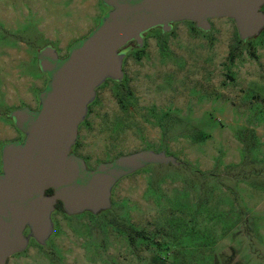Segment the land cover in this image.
<instances>
[{
  "label": "rangeland",
  "instance_id": "374dc122",
  "mask_svg": "<svg viewBox=\"0 0 264 264\" xmlns=\"http://www.w3.org/2000/svg\"><path fill=\"white\" fill-rule=\"evenodd\" d=\"M108 10L101 0H0V172L3 145L24 138L9 112L36 109L49 80L39 49L66 56ZM123 68L121 82L97 89L74 152L90 168L145 148L181 164L122 178L97 215L58 203L47 244L32 239L7 264H264V30L242 41L227 17L208 32L177 22L132 43Z\"/></svg>",
  "mask_w": 264,
  "mask_h": 264
},
{
  "label": "water",
  "instance_id": "95a60500",
  "mask_svg": "<svg viewBox=\"0 0 264 264\" xmlns=\"http://www.w3.org/2000/svg\"><path fill=\"white\" fill-rule=\"evenodd\" d=\"M101 1L109 10L66 56L51 44L39 49V68L49 78L39 93V106L8 114L24 138L1 149L0 264L25 251L32 239L47 244L58 202L68 215H97L112 208L113 190L122 178L151 164H181L165 150L145 148L90 168L73 150L97 89L107 80L124 79L132 43L142 47L150 31L170 32L181 21L208 32L213 19L227 17L242 41L264 30V0ZM51 188L53 193L47 194Z\"/></svg>",
  "mask_w": 264,
  "mask_h": 264
},
{
  "label": "trees",
  "instance_id": "16d2710c",
  "mask_svg": "<svg viewBox=\"0 0 264 264\" xmlns=\"http://www.w3.org/2000/svg\"><path fill=\"white\" fill-rule=\"evenodd\" d=\"M190 22H192V21H190ZM193 23H194V22H193ZM131 43H132V42H131ZM131 43H130V44H131ZM130 44H129V45H130ZM129 45H128V46H129ZM125 50H127V49H125ZM46 193H47V194H51V193H53V189H52V188H51V189H48ZM59 204L62 205L61 202H59Z\"/></svg>",
  "mask_w": 264,
  "mask_h": 264
},
{
  "label": "crops",
  "instance_id": "0c3cea01",
  "mask_svg": "<svg viewBox=\"0 0 264 264\" xmlns=\"http://www.w3.org/2000/svg\"><path fill=\"white\" fill-rule=\"evenodd\" d=\"M68 45H69L68 40H65L64 43H63V46H68Z\"/></svg>",
  "mask_w": 264,
  "mask_h": 264
},
{
  "label": "flooded vegetation",
  "instance_id": "af4514ba",
  "mask_svg": "<svg viewBox=\"0 0 264 264\" xmlns=\"http://www.w3.org/2000/svg\"><path fill=\"white\" fill-rule=\"evenodd\" d=\"M124 78H125V76H124ZM110 80H111V79H110ZM112 82H115V83H116L117 81L112 80ZM76 154H77V153H76ZM78 155H79V154H78ZM80 156H81V155H80ZM58 203H59V202H58ZM58 203H57V204H58Z\"/></svg>",
  "mask_w": 264,
  "mask_h": 264
}]
</instances>
